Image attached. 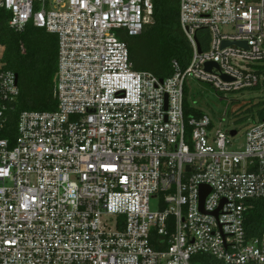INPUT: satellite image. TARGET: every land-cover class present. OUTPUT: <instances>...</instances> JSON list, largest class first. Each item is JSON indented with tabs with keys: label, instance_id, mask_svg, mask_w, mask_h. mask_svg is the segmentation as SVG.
Returning a JSON list of instances; mask_svg holds the SVG:
<instances>
[{
	"label": "built area",
	"instance_id": "obj_1",
	"mask_svg": "<svg viewBox=\"0 0 264 264\" xmlns=\"http://www.w3.org/2000/svg\"><path fill=\"white\" fill-rule=\"evenodd\" d=\"M179 1L192 59L160 79L122 40L153 0H0L12 29L59 40L57 108L21 113L14 140L19 80L0 61V264H264V229L247 226L264 202L263 110L243 144L185 111L189 79L264 92V0Z\"/></svg>",
	"mask_w": 264,
	"mask_h": 264
},
{
	"label": "trees",
	"instance_id": "obj_2",
	"mask_svg": "<svg viewBox=\"0 0 264 264\" xmlns=\"http://www.w3.org/2000/svg\"><path fill=\"white\" fill-rule=\"evenodd\" d=\"M153 22L146 25L134 41L126 42L131 60L140 71H148L160 79L171 77L173 63L187 68L192 59V48L180 23L179 0H153ZM11 15L0 10V61L4 69L19 77L20 96L4 132L5 138L14 140L18 118L25 111H55V79L58 71L59 40L56 35L38 29L32 24L24 32L9 26ZM186 117H200L202 111L192 109L185 102ZM264 110L260 117L263 118ZM247 226L251 236L264 229V202L255 203L250 210Z\"/></svg>",
	"mask_w": 264,
	"mask_h": 264
},
{
	"label": "rangeland",
	"instance_id": "obj_3",
	"mask_svg": "<svg viewBox=\"0 0 264 264\" xmlns=\"http://www.w3.org/2000/svg\"><path fill=\"white\" fill-rule=\"evenodd\" d=\"M223 32H231L229 28H222ZM134 37L126 34L122 36L125 42L134 41ZM3 48L0 47V57ZM186 100L191 107H196L209 115L216 128L223 130H238V143L245 141V131L248 120L258 112L264 110V92L259 89H249L230 94L217 93L210 85L199 83L193 79L186 82ZM151 209L156 210L151 204Z\"/></svg>",
	"mask_w": 264,
	"mask_h": 264
},
{
	"label": "water",
	"instance_id": "obj_4",
	"mask_svg": "<svg viewBox=\"0 0 264 264\" xmlns=\"http://www.w3.org/2000/svg\"><path fill=\"white\" fill-rule=\"evenodd\" d=\"M229 45H231V44L226 43L224 47L229 46ZM200 52H201V50H200ZM214 66L217 67L216 64H208V65H207V69L210 70V69H211L212 67H214ZM17 78H18V80H19L18 75H17ZM231 134H232V135H235V134H236V131H235V130L232 131ZM207 194H208V191H206V190H203V191H202V203H203V201H204V199H205V197H206Z\"/></svg>",
	"mask_w": 264,
	"mask_h": 264
}]
</instances>
